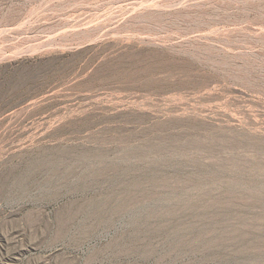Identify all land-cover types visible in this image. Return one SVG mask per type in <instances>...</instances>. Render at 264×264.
<instances>
[{"label": "rangeland", "instance_id": "1", "mask_svg": "<svg viewBox=\"0 0 264 264\" xmlns=\"http://www.w3.org/2000/svg\"><path fill=\"white\" fill-rule=\"evenodd\" d=\"M0 264H264V0H0Z\"/></svg>", "mask_w": 264, "mask_h": 264}]
</instances>
